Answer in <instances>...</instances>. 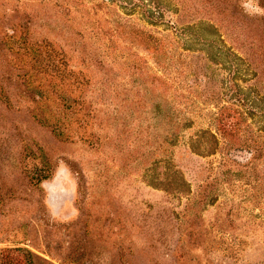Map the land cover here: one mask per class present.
<instances>
[{"label": "rangeland", "instance_id": "1", "mask_svg": "<svg viewBox=\"0 0 264 264\" xmlns=\"http://www.w3.org/2000/svg\"><path fill=\"white\" fill-rule=\"evenodd\" d=\"M0 264H264V0H0Z\"/></svg>", "mask_w": 264, "mask_h": 264}]
</instances>
